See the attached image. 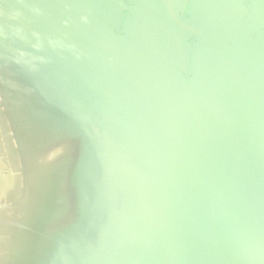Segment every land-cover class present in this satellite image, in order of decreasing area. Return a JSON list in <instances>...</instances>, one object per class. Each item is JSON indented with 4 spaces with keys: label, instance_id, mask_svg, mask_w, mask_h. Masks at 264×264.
<instances>
[{
    "label": "water",
    "instance_id": "95a60500",
    "mask_svg": "<svg viewBox=\"0 0 264 264\" xmlns=\"http://www.w3.org/2000/svg\"><path fill=\"white\" fill-rule=\"evenodd\" d=\"M0 264H264V0H0Z\"/></svg>",
    "mask_w": 264,
    "mask_h": 264
}]
</instances>
